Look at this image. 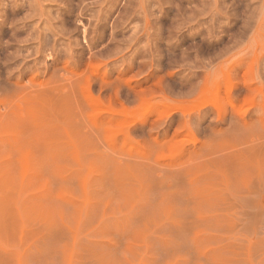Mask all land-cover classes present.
<instances>
[{
  "label": "rangeland",
  "instance_id": "374dc122",
  "mask_svg": "<svg viewBox=\"0 0 264 264\" xmlns=\"http://www.w3.org/2000/svg\"><path fill=\"white\" fill-rule=\"evenodd\" d=\"M0 264H264V0H0Z\"/></svg>",
  "mask_w": 264,
  "mask_h": 264
}]
</instances>
